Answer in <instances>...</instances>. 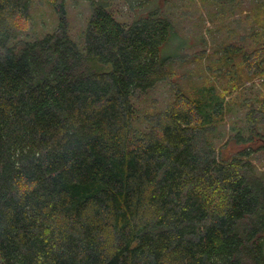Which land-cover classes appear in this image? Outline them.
<instances>
[{
	"label": "trees",
	"instance_id": "1",
	"mask_svg": "<svg viewBox=\"0 0 264 264\" xmlns=\"http://www.w3.org/2000/svg\"><path fill=\"white\" fill-rule=\"evenodd\" d=\"M48 3L58 28L26 41L30 0H0V264H264V0L234 71L189 88L159 56L158 12L96 6L79 50ZM158 82L164 109H136ZM233 100L244 125L217 146Z\"/></svg>",
	"mask_w": 264,
	"mask_h": 264
},
{
	"label": "rangeland",
	"instance_id": "2",
	"mask_svg": "<svg viewBox=\"0 0 264 264\" xmlns=\"http://www.w3.org/2000/svg\"><path fill=\"white\" fill-rule=\"evenodd\" d=\"M66 10V34L79 50L84 46L86 23L96 6H103L119 23L131 22L158 12L170 23L166 42L160 47L159 56L176 81L185 88L199 87L214 82L217 87L222 80L212 79L215 70L234 71L240 60L242 38L250 33L251 22L245 13H252L251 3L257 0H63ZM33 28L18 39L31 41L54 33L58 18L48 0H30ZM252 40H249V43ZM254 41L250 43L253 44ZM239 48L233 50L232 48ZM238 81L240 79H237ZM164 82L148 90L138 101L136 109L154 113L164 109L171 100ZM229 103L228 114L217 128L212 140L218 146L226 141L236 129L244 125L245 106ZM259 171H264V155L254 159Z\"/></svg>",
	"mask_w": 264,
	"mask_h": 264
}]
</instances>
